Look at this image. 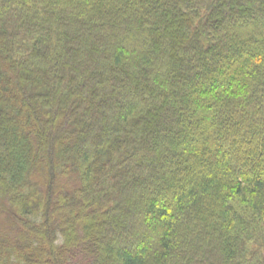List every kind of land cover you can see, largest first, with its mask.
<instances>
[{
    "label": "trees",
    "instance_id": "trees-1",
    "mask_svg": "<svg viewBox=\"0 0 264 264\" xmlns=\"http://www.w3.org/2000/svg\"><path fill=\"white\" fill-rule=\"evenodd\" d=\"M0 264H264V0H0Z\"/></svg>",
    "mask_w": 264,
    "mask_h": 264
}]
</instances>
